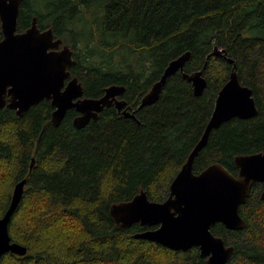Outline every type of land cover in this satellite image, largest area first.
<instances>
[{
  "label": "trees",
  "instance_id": "1",
  "mask_svg": "<svg viewBox=\"0 0 264 264\" xmlns=\"http://www.w3.org/2000/svg\"><path fill=\"white\" fill-rule=\"evenodd\" d=\"M34 17L74 50L70 78L79 79L84 96L100 97L106 87L121 85L122 98L137 108L169 62L187 51L185 72L205 66L207 87L196 96L177 72L137 119L113 105L80 129L75 108L56 126L48 100L24 116L0 108V218L15 184L28 180L9 223L12 240L28 252H9L0 264H207L196 246L173 250L135 238L150 227H121L111 206L141 191L154 201L169 196L233 68L224 56L208 58L216 46L227 50L240 80L253 89L258 112L213 129L194 171L220 163L236 174V156L264 152V0H23L18 31ZM262 189L256 182L239 208L245 228L211 227L234 246L227 264H264Z\"/></svg>",
  "mask_w": 264,
  "mask_h": 264
},
{
  "label": "water",
  "instance_id": "2",
  "mask_svg": "<svg viewBox=\"0 0 264 264\" xmlns=\"http://www.w3.org/2000/svg\"><path fill=\"white\" fill-rule=\"evenodd\" d=\"M23 0H0V108L15 110L24 116L33 106L48 100L54 107L52 121L58 126L67 111L75 108L78 115L74 126L85 127L107 107L115 106L126 117L137 119L136 112L155 103L169 77L177 72L192 83L196 96L207 87L205 66L191 73L185 65L191 56L187 51L169 62L160 79L142 96L137 108L122 98L125 87L111 85L100 97L84 96V88L77 77H71L69 68L75 65L74 50L56 38L53 29H41L37 17L25 31H18V17ZM221 55L233 64L228 81L222 86L204 133L190 153L170 185V194L163 201L151 200L141 191L132 200L114 203L111 215L121 227L140 223L150 228L136 232L135 238L147 239L173 250H189L196 246L207 264H227L234 246L215 235L211 227L221 222L228 229L246 227V220L239 208L246 203L252 186L263 184L264 199V152L238 155L239 167L235 174L220 163H213L201 172L194 171V161L207 145L210 133L234 117L249 119L257 112L253 89L242 83L236 63L228 57L226 49L214 47L208 55ZM34 164V159L32 165ZM27 178L18 181L13 189L10 205L0 218V262L11 252L24 256L27 246L13 241L9 223L23 197Z\"/></svg>",
  "mask_w": 264,
  "mask_h": 264
},
{
  "label": "flooded vegetation",
  "instance_id": "3",
  "mask_svg": "<svg viewBox=\"0 0 264 264\" xmlns=\"http://www.w3.org/2000/svg\"><path fill=\"white\" fill-rule=\"evenodd\" d=\"M15 111V110H14ZM262 184V183H261ZM262 187H263V184H262ZM263 190V189H262Z\"/></svg>",
  "mask_w": 264,
  "mask_h": 264
}]
</instances>
